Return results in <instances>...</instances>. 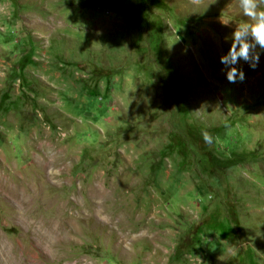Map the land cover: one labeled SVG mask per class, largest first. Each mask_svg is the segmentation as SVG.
<instances>
[{"label": "rangeland", "instance_id": "374dc122", "mask_svg": "<svg viewBox=\"0 0 264 264\" xmlns=\"http://www.w3.org/2000/svg\"><path fill=\"white\" fill-rule=\"evenodd\" d=\"M244 23L239 0H0V264H264V51L242 82L220 62Z\"/></svg>", "mask_w": 264, "mask_h": 264}, {"label": "clouds", "instance_id": "9594fccd", "mask_svg": "<svg viewBox=\"0 0 264 264\" xmlns=\"http://www.w3.org/2000/svg\"><path fill=\"white\" fill-rule=\"evenodd\" d=\"M193 2L199 3V0ZM239 3L244 16L252 23L237 26L232 34V43L228 52L220 57V62L228 68L226 78L229 83H236L237 79L242 82L245 79L243 70L234 65L243 60L255 69L260 59L257 46L264 51V10H259L264 0H239ZM201 135L205 143H212L213 137L209 132L202 131Z\"/></svg>", "mask_w": 264, "mask_h": 264}, {"label": "trees", "instance_id": "16d2710c", "mask_svg": "<svg viewBox=\"0 0 264 264\" xmlns=\"http://www.w3.org/2000/svg\"><path fill=\"white\" fill-rule=\"evenodd\" d=\"M206 223H202V224H199L196 226L195 228V232H194V236L197 238V239H200L201 235L205 232V229H204V226H205ZM226 226L224 223L221 224V230H225ZM223 234V233H221ZM223 237H226L224 235H222ZM247 254L249 255L250 257V254H251V251H247ZM251 258V257H250Z\"/></svg>", "mask_w": 264, "mask_h": 264}]
</instances>
